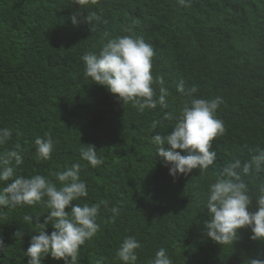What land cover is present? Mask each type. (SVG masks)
Listing matches in <instances>:
<instances>
[{
  "label": "trees",
  "instance_id": "trees-1",
  "mask_svg": "<svg viewBox=\"0 0 264 264\" xmlns=\"http://www.w3.org/2000/svg\"><path fill=\"white\" fill-rule=\"evenodd\" d=\"M77 11L82 18L93 13L101 18L73 25L69 17ZM117 36H142L153 45L151 71L165 80L168 108L141 113L84 76L81 57ZM181 82L185 91L197 87L196 98H222L217 117L225 133L212 141L211 150L217 152L213 165L174 179L152 136L171 132L180 110L190 103L191 97L177 91ZM153 88L158 95L159 86ZM154 120L160 125L153 132ZM3 127L13 134L0 145V153L14 150L17 142L24 149L23 163L13 161L16 176L44 175L59 187L50 173L83 165L80 175L88 196L73 204H99L100 228L81 246L78 264H122L115 253L126 236L141 243L137 264H149L160 248L173 264H245L257 254L264 258V241L251 240L249 228L240 229L239 239L229 245L204 233L209 185L233 158L243 162L255 149H264V0H192L187 8L177 0H89L82 6L72 0H0ZM45 133L54 140L52 158L38 161L34 140ZM82 144L94 145L103 164L93 168L81 160ZM243 178L252 195L250 210H255L264 172ZM113 206L120 209L115 219ZM3 211L0 264H27L24 251L38 229L25 224L23 216L44 214L42 222L47 209L36 204ZM17 231L22 239L15 237ZM52 231L49 225L46 232ZM43 264L64 262L49 255Z\"/></svg>",
  "mask_w": 264,
  "mask_h": 264
},
{
  "label": "clouds",
  "instance_id": "clouds-1",
  "mask_svg": "<svg viewBox=\"0 0 264 264\" xmlns=\"http://www.w3.org/2000/svg\"><path fill=\"white\" fill-rule=\"evenodd\" d=\"M89 0H72V4L85 5ZM95 3L96 0H91ZM181 7H191L192 0H177ZM100 16L93 13L82 18L79 11L74 12L69 19L73 25L100 20ZM94 28V24L92 29ZM108 37V33H104ZM155 50L142 36H117L108 38L98 52H87L81 60L84 64V76L91 78L95 84L104 86L106 90L122 100L124 104L131 102L132 107L143 113L145 109L168 108L167 99L170 92L165 87L162 76L152 75V60ZM159 86L157 95L153 85ZM177 91L191 97L176 118L171 132L152 136L157 155L162 158L164 166L175 179L179 174L187 175L193 169L206 171L213 165L217 152L212 149V141L225 133L223 120L217 117V110L223 103L221 97L214 99L196 98L198 89L192 86L185 91L184 83L176 85ZM171 119V114L166 113ZM160 125L154 120L150 127L153 132ZM13 129L0 128V145L6 144L12 137ZM20 133L17 132V135ZM35 158L38 161L50 160L54 149V140L49 133L34 140ZM179 149L180 151H177ZM23 151L20 143H16L14 150L0 153V218L3 211L17 206H33L43 204L47 209V216L25 214V224H34L38 234L30 238L29 246L24 251L27 264H43L47 256L55 260H63L64 264H78L80 248L86 241L91 240L99 231L96 223L100 214L99 204H73L88 196L86 182L81 179L83 165L79 162L63 170L50 173L59 182V187L53 179L40 174L30 177L16 176L15 165L23 163ZM183 152V155L181 154ZM80 158L95 168L103 164L98 157L97 149L91 144H82L79 150ZM264 172V149H255L247 160L233 158L223 166L219 177L208 187L206 194V209L208 219L204 221V233L220 245L233 244L239 239V230L249 228L253 241H264V183L259 186L256 197V209L250 210L252 195L245 182V176L252 173ZM107 206V201H101ZM66 209H69L66 211ZM112 219L119 215L116 206L110 209ZM51 226L53 231L48 234L46 228ZM16 238L22 239L23 233H14ZM5 248L0 238V249ZM141 243L133 236H126L116 250L115 258L122 264H137V250ZM96 264H104L97 260ZM149 264H173L167 250L160 248L156 251ZM245 264H264L261 254L250 257Z\"/></svg>",
  "mask_w": 264,
  "mask_h": 264
}]
</instances>
